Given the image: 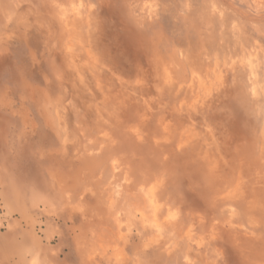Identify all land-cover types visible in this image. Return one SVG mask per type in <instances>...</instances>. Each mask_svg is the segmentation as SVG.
Masks as SVG:
<instances>
[{
  "label": "rangeland",
  "instance_id": "obj_1",
  "mask_svg": "<svg viewBox=\"0 0 264 264\" xmlns=\"http://www.w3.org/2000/svg\"><path fill=\"white\" fill-rule=\"evenodd\" d=\"M0 264H264V0H0Z\"/></svg>",
  "mask_w": 264,
  "mask_h": 264
},
{
  "label": "bare ground",
  "instance_id": "obj_2",
  "mask_svg": "<svg viewBox=\"0 0 264 264\" xmlns=\"http://www.w3.org/2000/svg\"><path fill=\"white\" fill-rule=\"evenodd\" d=\"M129 200V199H128Z\"/></svg>",
  "mask_w": 264,
  "mask_h": 264
}]
</instances>
